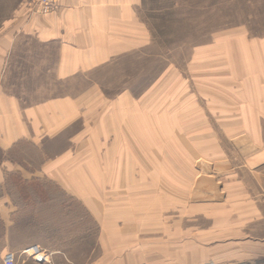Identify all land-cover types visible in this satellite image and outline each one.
Returning a JSON list of instances; mask_svg holds the SVG:
<instances>
[{"label": "crops", "instance_id": "1", "mask_svg": "<svg viewBox=\"0 0 264 264\" xmlns=\"http://www.w3.org/2000/svg\"><path fill=\"white\" fill-rule=\"evenodd\" d=\"M141 3L59 0L51 13L29 15L23 6L2 23L0 264L8 251L17 264H75L61 240L47 247L39 235L46 207L62 212L54 190L80 200L101 227L100 241L111 240L104 227L115 226L123 228L113 238L131 241L132 211L142 207L127 204L126 181L157 178L164 146L174 172L176 143L183 149L182 177L189 178L176 189L178 205L173 181H167L161 209L181 210L171 225L196 234L183 264H264V25L238 27L194 46L181 74L165 58L160 73L155 69L143 81L142 60L157 66L158 59L143 58L150 41ZM190 147H196L192 157ZM190 161L197 168L192 188ZM12 180L21 188L32 181L53 186L38 185L30 215ZM211 192L213 200L207 199ZM154 208L157 202L147 209ZM35 244L46 260L24 253ZM125 246L103 250L91 264H146Z\"/></svg>", "mask_w": 264, "mask_h": 264}, {"label": "rangeland", "instance_id": "2", "mask_svg": "<svg viewBox=\"0 0 264 264\" xmlns=\"http://www.w3.org/2000/svg\"><path fill=\"white\" fill-rule=\"evenodd\" d=\"M24 3L25 0H0V27L15 10L23 7ZM140 18L150 41V45L143 51V58L158 59L157 66H154L155 63L149 62V60H142V79L145 81L149 79L155 69L160 73L165 64V58L172 60L175 74H181L184 61L192 56L194 46L208 44L217 36H223L232 29L245 25L254 30L259 29L264 25V0H142ZM189 87L190 89L196 88L194 83H190ZM160 100L159 104L162 106L163 102ZM146 101L148 99L144 98V104ZM179 102L180 99H175L174 107L178 111L175 114L177 122L180 123L182 115ZM160 132L163 134L161 136H165L163 128ZM173 136L176 140H180L177 138L182 136V131L176 129ZM158 148L160 150V147ZM162 148L164 150L159 152V159L162 158L163 161L159 162L157 178L147 175L126 181V184L131 182L129 186L127 185L128 189L126 190L128 192L127 204L133 205L134 203L136 207H142L141 210L132 211L135 220H133L132 226L127 227L131 230L127 229L128 234L129 232L131 234V241L126 240L125 243H122L113 238L112 235H116L118 230L123 228L116 226L104 227L110 234L111 240L103 241L101 239L100 241L101 227L86 213L80 200L74 196L69 197L64 192L60 193L59 190H54L56 198L61 201L62 214L58 210L54 213L53 210L50 211L46 207V215L43 216V219L47 224L39 231L45 246L53 247L54 241L61 240L63 248L72 252L75 264L96 262L103 250L109 247L113 250L122 245H126V250L141 253L142 261L146 264H183L181 255L192 252L194 243L197 242L196 234L192 232L193 230L186 229V225H171L174 219L180 217L181 210L166 211L161 207L165 206L167 196H169L166 193L167 181H173L176 192V189L181 190L182 184L185 185V182L187 184L189 177L183 178L181 174L183 168L182 146L176 143L172 147L174 172L170 168L171 163L166 166L167 151L165 148L167 147ZM194 148L190 147L191 157L196 152ZM170 152L168 150V153ZM146 153L148 154V152ZM194 164L190 161V188L197 184L195 183L197 168ZM146 168L148 169V165ZM167 172L173 173V175L167 178L165 175ZM12 181L14 189L16 187L15 197L19 202H26L30 205L27 210L30 215L36 213V210L31 206L37 205L38 185L44 186L47 191L48 187L53 186L49 182L39 184L32 181L22 185L23 188H21L16 180ZM26 185H29V189ZM51 195L53 194H47V197H52ZM173 197L175 198L174 205H178L177 203L182 201L180 193L176 192ZM207 199L213 200L214 193L207 194ZM156 202L158 209H147L151 203L155 204ZM129 211L127 210V216L130 217Z\"/></svg>", "mask_w": 264, "mask_h": 264}, {"label": "built area", "instance_id": "3", "mask_svg": "<svg viewBox=\"0 0 264 264\" xmlns=\"http://www.w3.org/2000/svg\"><path fill=\"white\" fill-rule=\"evenodd\" d=\"M59 0H25L24 7L29 15L33 14H48L53 12L58 6ZM24 253L30 256L33 260L44 261L47 258L45 251L38 245H31L24 249ZM3 264H17L13 252L8 251L4 255ZM205 264H215L208 262Z\"/></svg>", "mask_w": 264, "mask_h": 264}]
</instances>
